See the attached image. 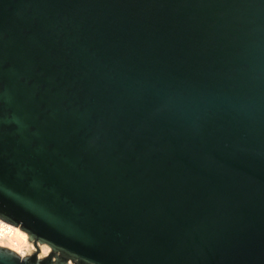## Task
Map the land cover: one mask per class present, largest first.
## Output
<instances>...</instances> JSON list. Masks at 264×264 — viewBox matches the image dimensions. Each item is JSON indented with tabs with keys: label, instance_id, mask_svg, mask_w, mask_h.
I'll return each instance as SVG.
<instances>
[{
	"label": "water",
	"instance_id": "95a60500",
	"mask_svg": "<svg viewBox=\"0 0 264 264\" xmlns=\"http://www.w3.org/2000/svg\"><path fill=\"white\" fill-rule=\"evenodd\" d=\"M0 218V264H264V0H0Z\"/></svg>",
	"mask_w": 264,
	"mask_h": 264
},
{
	"label": "bare ground",
	"instance_id": "6f19581e",
	"mask_svg": "<svg viewBox=\"0 0 264 264\" xmlns=\"http://www.w3.org/2000/svg\"><path fill=\"white\" fill-rule=\"evenodd\" d=\"M0 246L7 247L21 257L34 252V244L28 240V233L20 227L0 218ZM19 249V251H17ZM41 255L45 256L50 251L49 245H40Z\"/></svg>",
	"mask_w": 264,
	"mask_h": 264
},
{
	"label": "rangeland",
	"instance_id": "374dc122",
	"mask_svg": "<svg viewBox=\"0 0 264 264\" xmlns=\"http://www.w3.org/2000/svg\"><path fill=\"white\" fill-rule=\"evenodd\" d=\"M31 242L33 243V241H31ZM33 244H34V243H33ZM41 244H43V243H38V244H37V246L39 247V249H40V245H41ZM34 246H35V244H34ZM49 250H51V248H50ZM35 251H37V247H36V246H35V250H34V252H35ZM48 253H49V252H48ZM38 255H39L40 257L43 256V255H41V249H40V251H38Z\"/></svg>",
	"mask_w": 264,
	"mask_h": 264
},
{
	"label": "flooded vegetation",
	"instance_id": "af4514ba",
	"mask_svg": "<svg viewBox=\"0 0 264 264\" xmlns=\"http://www.w3.org/2000/svg\"><path fill=\"white\" fill-rule=\"evenodd\" d=\"M51 251V250H50ZM54 252V251H52ZM71 257H69L68 263L67 264H73V262L70 260ZM76 260V259H75Z\"/></svg>",
	"mask_w": 264,
	"mask_h": 264
},
{
	"label": "snow or ice",
	"instance_id": "6c2138e0",
	"mask_svg": "<svg viewBox=\"0 0 264 264\" xmlns=\"http://www.w3.org/2000/svg\"><path fill=\"white\" fill-rule=\"evenodd\" d=\"M17 251H19V249H17Z\"/></svg>",
	"mask_w": 264,
	"mask_h": 264
}]
</instances>
